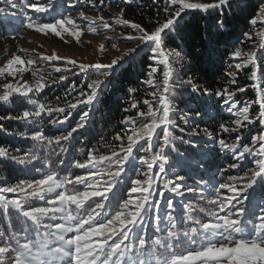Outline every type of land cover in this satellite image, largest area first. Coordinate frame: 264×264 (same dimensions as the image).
<instances>
[{
    "label": "snow or ice",
    "instance_id": "obj_1",
    "mask_svg": "<svg viewBox=\"0 0 264 264\" xmlns=\"http://www.w3.org/2000/svg\"><path fill=\"white\" fill-rule=\"evenodd\" d=\"M87 2L91 3L93 7H97L96 0H87ZM100 2L103 3V0ZM124 2L130 4L132 0H124ZM168 4L175 6L174 10L166 7L164 11L169 12L170 15L163 23L158 22V26L151 32L138 23L124 19L123 12L115 17L116 24L130 25L139 33L138 37L129 35L126 37L127 39H139L142 43L153 44L155 47L152 49V59L158 60L164 65L162 85H157L154 81V74L157 71L155 68L149 72V79L145 81L146 84L156 89L150 93L153 100L156 101V106L152 105V101H144L148 107L146 111L138 113L140 117L145 118L144 121L139 122V126H137L138 121L134 116H127L122 121L132 127L122 135L113 137L114 140L121 141L118 145L119 151H117V146L106 141L104 146L111 150L110 155L100 154L98 149L93 148L86 154L85 160L75 161V168L92 170L88 175L59 178L57 171L50 170L43 178L32 181L23 180L15 185L0 187V217L10 218L15 214L17 221L23 218V224L28 225V227L22 226L20 229L25 233L24 239L27 242L24 243H21L19 236L9 227L0 230V264H264V216H260L259 223L252 224L251 227H247L241 219L245 212L244 201L249 199L246 193L258 187L261 195L264 196V88L260 86L261 80H264V71L261 70V64L258 63L259 57L256 51L242 53L240 48H235L232 56L234 59L244 57L242 63L235 64L234 67L237 71L243 70L249 65L253 69L250 79L256 82L254 87L258 99L254 103L258 105V112L252 115L250 113L251 104L245 103L241 106L240 102L234 99L236 92L230 91L228 88H221L214 93L216 96L224 98L229 113L234 112L236 117L228 123L219 124V129L223 133L235 134L231 142L220 138L218 140L219 148L233 154L238 162L254 153L257 157L255 167L249 169L247 175L243 177H229L232 182L219 184V189L227 190L231 195L208 201L210 205L218 206L219 212L224 213V215H219L211 209H207V215L213 217L215 222L211 220L203 222L201 219L195 218L191 213L197 209L192 205H186L189 213L187 219L199 227H190L181 231L177 226V218L169 211L174 209V201L165 197V191L183 196L182 185L177 181H184L185 176L177 175L175 180L164 179L168 175L166 165L169 162L166 149L170 147L173 139V133L170 130L173 125L171 119L172 101L168 95L171 91L170 82L173 77L169 57L173 54L164 51L162 34L166 30L171 31L175 28L179 19L182 18V14L187 10L209 12L231 6L239 8L240 3L237 0H213L211 3L200 2V0H168ZM27 6L39 13L49 11L48 6L45 5L28 4ZM79 16L89 22L86 28L87 32L96 33L98 22L105 29L111 27L103 15L86 16L81 11ZM27 19L29 22L26 26L29 29H34L45 35L52 33L61 39L67 33L79 42L85 31L70 16H62L54 23L37 24L31 17ZM258 19L264 20V6L260 8V16L252 19L251 24L256 25ZM217 24L223 26L224 21L218 19ZM258 48L264 50V31L259 33ZM100 50L105 51L104 45H100ZM21 51L26 50L21 49ZM135 51L136 49H129V52ZM174 55L177 58L180 57V53H174ZM41 59L52 62L64 58L54 53L51 56H42ZM121 59L123 57H118L108 64H78L76 60L65 59L64 68H54L55 72L62 74L52 78L50 82L54 84L67 80V73L71 72L72 68H78L81 73H87L89 69H96L100 75L108 77L112 73L106 70L112 69ZM34 63L35 61L31 58L25 60L20 55H14L6 66L0 67V75L7 72L15 76L18 72L29 71L28 66ZM17 65L20 67H16ZM68 65L72 67L69 68ZM38 71L40 69L32 71L31 75L36 77ZM237 71L227 73V76L231 78L228 81L230 85L236 83ZM72 74L76 73L72 72ZM182 83L184 82L182 81ZM103 84L104 80L93 79L87 85L89 91L81 90L74 101L66 100L63 105L30 99V94L39 93L49 86V80L43 75L36 79L34 84L28 82L22 85L4 84L0 102H8L14 95L22 99L29 98L33 110H24L22 114L17 115H3L0 116V120L26 121L36 125L45 115L48 117L55 115V118L49 120L48 123L64 125L69 123L72 113L80 105L94 104ZM187 84L191 86L192 92L201 91L199 85L192 80H188ZM75 90L73 85L66 89V94L70 95ZM128 91L135 93L137 89L131 88ZM203 91L207 92L208 90L204 89ZM236 91L243 92L245 89L238 88ZM130 107L137 108L138 105L133 102ZM90 111L91 109L83 111L79 121L60 134L46 135L43 130H36L31 135V139L40 141L47 146L70 142L74 139V134L85 127L90 117ZM196 114L200 113L197 111ZM148 118H150V122H147ZM256 122L262 125L260 133L251 139L250 144H243L241 131ZM185 123H188L187 119H185ZM0 131L9 135L28 137L27 132L9 133L3 124H0ZM193 134L198 133L193 132ZM204 134L211 135L207 129H204ZM161 137L162 143L158 150H155L156 145L153 140ZM125 138L126 144L124 143ZM141 141L144 142L143 145H141ZM256 145L259 147L257 148ZM137 146L142 147L145 153H151L150 157L146 155L140 158V163L147 166V171L143 173V178H140V174L137 173V178L131 184L129 198L124 199L122 204L117 198V210L112 215H106L105 201L109 200V193H112L117 187L118 181L124 174V166L129 163L130 158L134 159L133 153ZM15 151L19 152L20 150L16 149ZM60 151L66 152L67 148L61 147ZM80 151L83 152L84 149L81 148ZM37 159L38 157L33 153H26L24 157L12 155L7 146H0V162L11 160L24 165ZM238 162L231 163L228 167H240L241 164ZM157 164L161 175L153 174V168ZM113 166L115 167L114 171L112 170ZM162 179L165 191L155 193L154 185ZM238 179L243 180L242 187H238L235 183ZM187 191L195 193L197 189L188 187ZM9 194H12L13 198H10ZM157 195L164 201L163 212L168 222L166 229L159 227L162 205L160 202L154 201V197ZM201 198L203 199V197ZM33 200L45 201L47 206H35L32 203ZM234 201H239V203H234ZM198 211L205 213L206 209L200 207ZM151 218L155 219L157 232H166V235H155L151 247L148 248V241L144 238L143 233L146 229L145 221ZM45 219L60 222L46 224L44 223ZM30 229L35 232L37 237L41 235V229H45L43 235L51 239H29L27 234Z\"/></svg>",
    "mask_w": 264,
    "mask_h": 264
},
{
    "label": "trees",
    "instance_id": "obj_2",
    "mask_svg": "<svg viewBox=\"0 0 264 264\" xmlns=\"http://www.w3.org/2000/svg\"><path fill=\"white\" fill-rule=\"evenodd\" d=\"M37 1L41 5L48 6L49 10L60 7V4H63V7L70 5L69 0ZM32 2L33 0H25L24 2L23 0H0V39L12 38L13 35L17 36L21 25L29 22L27 18L31 17L29 15L31 11H28L30 7L27 5L32 4ZM112 2L113 0H103L101 3L100 0H96L97 8L103 6L111 8ZM200 2L211 3L213 0H200ZM237 2L240 3L239 8L231 6L209 12L187 10L182 14V18L179 19L175 28L171 31L166 30L162 34L164 51L173 54L169 57L173 77L170 82L171 91L168 94L172 101L171 119L173 125L170 130L173 133V139L170 147L166 149L169 162L166 165L168 175L164 179L175 180L177 175L185 176L184 181H177V183L182 185L181 191L184 194L187 193V196H176L166 192L163 189V179L156 182L153 190L155 193L165 191V197L174 201V209L169 211L177 218V226L181 231L190 227H199L187 219L189 213L186 205L195 207L197 211L191 214L203 222L210 220L215 222L213 217L207 215V209L224 215V213L219 212L218 206L210 205L208 201L231 195L227 190L219 189V184L232 182L229 177L240 178L247 175L248 170L255 167V160L257 159L253 153L247 155L243 161L238 162L233 154L221 150L218 145L220 138L229 142L234 139L235 134L223 133L219 129V124L234 120L232 115L235 113H229L224 98L216 96L215 91L228 88L230 91L236 92L234 99L239 101L241 106L245 103L251 104L250 113L252 115L258 112V105L254 103L258 99L254 87L256 82L250 79V73L253 69L251 65L240 71L235 69V64L242 63L243 59L240 61L233 58L234 49L240 48L242 53L256 51L259 57L258 63L261 64V70L264 71V50L258 48L259 33L264 31V20L258 19L256 25L251 24L252 19L260 16V8L264 6V0H237ZM73 4L76 2L74 1ZM79 5L83 8L93 6L87 0H80ZM166 7L172 10L175 8V6L168 4V0H132L130 4L127 3L123 6V16L124 19L138 23L148 32H151L158 26V22L163 23L170 15L169 12L164 11ZM44 13H49V11ZM104 19L107 21L105 17ZM218 19L224 21L223 26H218ZM32 20L35 19L32 18ZM46 21L54 22L52 17L35 22L39 24ZM154 47L151 43H142L135 52L120 60L112 69H107L106 71L112 73L108 77L100 75L96 69H89L87 73H81L78 68H72V71L67 73V80L53 84L50 82L51 79L59 77L62 73L55 72L44 75L49 80V86L39 93L30 94V99L49 104L59 103L63 105L66 100L74 101L81 90L89 91L87 85L97 75L101 76L104 84L100 87L98 98L94 104L80 105L72 113L69 123L64 125L48 123L49 120L55 118V115L53 117L45 115L36 125L26 121L0 120V124H3L9 133H28V137H21L0 131V146H7L12 155L15 156L24 157L26 153H33L38 157L37 160L24 165L11 160L0 162V187L15 185L23 180L32 181L43 178L50 170L57 171L59 178L88 175L89 171L92 170L75 168L76 160H85L86 154L93 148L98 149L100 154L110 155L111 150L104 146L106 141L117 146V151H119L118 145L121 141H116L113 137L122 135L132 127V125L122 121L127 116H134L138 121L137 126H139V122L144 121L145 118L140 117L138 113L146 111L148 107L144 101H152V105L156 106V101L150 95L151 92L155 91V88L145 83L149 79V72L155 68L157 71L154 74V81L157 85H162L164 65L158 60L152 59ZM174 53H180V57H175ZM229 71H237L235 84L230 85L228 83L231 79L227 76ZM72 72L76 74L73 75ZM188 80L199 85L201 91L192 92L191 86L187 84ZM73 85L76 90L70 95L66 94V89ZM260 86L264 88V80H261ZM131 88H136L137 91L131 93L128 91ZM238 88H244L245 91L238 92L236 91ZM204 89L208 91L204 92ZM3 91H0V94ZM30 99H22L14 95L10 101L0 102V116L17 115L22 114L24 110H33ZM133 102L137 103V108L130 107ZM89 109H91L90 117L85 127L74 134L72 141L62 142L61 145L47 146L40 141L31 139V135L36 130H43L46 135L60 134L68 130L70 126H74L79 121L82 112ZM197 111L200 113L199 115L196 114ZM185 119L188 120V123H185ZM147 122H150V118ZM261 128L262 125L256 122L243 129L240 133L243 137L242 143L250 144L251 139L260 133ZM204 129H207L211 135H205ZM193 132L198 134L194 135ZM124 143H127L126 138ZM153 143L156 145L155 150H158L162 143V137L160 139L154 138ZM143 144L144 142L141 141V145ZM144 146L146 147V145ZM61 147H66L67 151L61 152ZM256 147L258 148L259 145ZM81 148L84 149L83 152L80 151ZM16 149L20 151L17 152ZM146 155L150 157L151 153H145L142 147L137 146L133 153V162L124 166V174L118 181L117 187L112 193H109V200L105 201V212H109L110 215L114 214L118 207L117 198L121 204L124 199L129 198L131 184L137 178V173L140 174V178H143V173L147 171V166L140 163V158ZM234 162L240 163L241 166L229 168L228 165ZM197 164L198 166H196ZM203 164L206 168L202 167ZM112 170H115L114 166ZM153 174L161 175L158 164L157 169L153 168ZM194 178L198 182L202 180L203 185H208L207 193L198 191L202 185L196 187L195 193L187 191L188 187H192ZM235 183L238 187H242L244 182L242 179H238ZM250 193H253L254 199L260 198L264 201V196L261 195L258 187L255 190H249L246 195L248 196ZM9 197L13 198L12 194H9ZM154 201L160 202L162 205L159 227L165 229L167 225H164L162 221L164 201L158 195L154 197ZM32 203L35 206H47L45 201L33 200ZM200 207H204L206 212L200 213L198 211ZM56 222L60 221L48 219L44 221L46 224ZM145 223L146 229L143 235L145 239L148 238L149 245L152 244L155 235H166V232H157L154 218L147 219ZM22 226L28 227V225L23 224V218L17 221L15 214L10 218L0 217V230L9 227L12 232L19 236L21 243H24L27 241L24 239L25 233L20 231ZM44 231L46 230L41 229V235L37 237L35 232L30 229L27 235L29 239L50 240V237L43 235Z\"/></svg>",
    "mask_w": 264,
    "mask_h": 264
},
{
    "label": "rangeland",
    "instance_id": "obj_3",
    "mask_svg": "<svg viewBox=\"0 0 264 264\" xmlns=\"http://www.w3.org/2000/svg\"><path fill=\"white\" fill-rule=\"evenodd\" d=\"M24 1L25 0H23V2ZM69 1V7H63V4H60V7L56 9H50L49 13L35 12L31 7L28 11H31V14H29L31 15V18L35 19L33 21L42 19L46 20L48 19V17H52L55 22L56 20L62 18V16H70L73 20L76 21L78 25L85 29L83 35L80 37L79 42H77L74 37L67 33H65L63 35V39H61L60 37H57L52 33L45 35L43 33L35 31L34 29H29L26 26V23L21 25L17 36L13 35L12 38L0 39V67L6 66L7 62L14 55H20L25 60L31 58L35 61V63L31 66H28L30 69L29 71H25L23 73L18 72L15 76L10 75L7 72L3 75H0V91H3V85L8 83L22 85L25 82H31L30 84H34L35 80L38 79L41 75L44 76L48 75L49 73H55V67L64 68L65 59L76 60L78 64H108L113 59H116L118 57H123V59L126 58L130 53H133L129 52V49H136L137 47L142 45V42L139 39L129 40L126 38L129 35L138 37L139 33L137 32V30L131 28L130 25L125 26L115 23V17L123 12V6L127 4L124 2V0H113L111 8L103 6L101 7L102 9L93 6H85L83 8L81 7V5H79L80 0ZM74 1L76 2V4H73ZM32 4L41 5L37 0H33ZM81 11H83L86 16L96 17L99 15H103L107 19V22L111 25V27L105 29L101 26V23L98 22L96 25V33L87 32L86 28L89 22L79 16V13ZM43 23L51 22L46 21ZM100 45H104L105 51L100 50ZM113 45H116V47H113ZM21 49H24L26 51H21ZM54 53L64 59L52 62L44 61L41 59L42 56H51ZM125 53H127V55H125ZM242 59L243 58L236 60L241 61ZM16 67L20 66L17 65ZM68 67L71 68L72 66L68 65ZM37 69H40V71L37 72L36 77H33L31 75V72L36 71ZM95 78L101 79V76L97 75ZM232 116L236 118L235 114H233ZM130 162H133L132 158H130ZM196 166H198V164ZM202 167L206 168L204 164L202 165ZM200 185L203 186V181L201 180L200 182H198L194 178L192 187L196 188ZM170 194L176 195L175 193L171 192ZM186 194L187 193H185L184 195L187 196ZM105 214L109 215L108 212H105ZM162 221L164 222V225L166 224L168 226V222L165 218L164 213L162 215ZM167 226H165V229L167 228Z\"/></svg>",
    "mask_w": 264,
    "mask_h": 264
}]
</instances>
